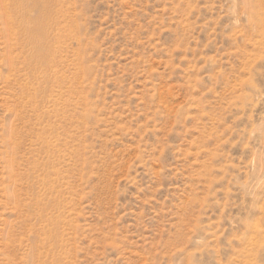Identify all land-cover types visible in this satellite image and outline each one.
<instances>
[{
  "label": "rangeland",
  "instance_id": "rangeland-1",
  "mask_svg": "<svg viewBox=\"0 0 264 264\" xmlns=\"http://www.w3.org/2000/svg\"><path fill=\"white\" fill-rule=\"evenodd\" d=\"M12 1L0 264H264V0Z\"/></svg>",
  "mask_w": 264,
  "mask_h": 264
},
{
  "label": "bare ground",
  "instance_id": "bare-ground-1",
  "mask_svg": "<svg viewBox=\"0 0 264 264\" xmlns=\"http://www.w3.org/2000/svg\"><path fill=\"white\" fill-rule=\"evenodd\" d=\"M6 1H8V0H6ZM10 1H12V0H10ZM0 2H2V0L0 1ZM8 3H10V6H11V4L13 3L14 4V6H15V4L17 5V7H19V5H21L22 4V2H21V4L18 2L17 3V1L15 0V3L12 1V3L11 2H8ZM5 4V3H4ZM7 5V4H6ZM9 5V4H8ZM7 5V6H8ZM32 6L33 7H42L43 6V4H42V2H35L34 3V5H33V3H32ZM5 11V10H4ZM6 12V11H5ZM22 13V12H21ZM21 13H19V15L17 14V17L19 16V18H21V16L20 15H22V17H24L25 15H23V14H21ZM24 13V12H23ZM6 14H7V12H6ZM5 14V16H6V21L7 20H11L10 19V16L7 14L6 15ZM48 14H49V8L47 7H44V9H43V11L42 12H40L39 13V15H38V17H36V18H34V20H32V19H30V21L31 22H29V24H31V27L28 29V31H26V35H27V37H28V39H30V41L31 42H36L37 40H38V38H44L43 36H44V34H45V29H46V24L44 23L45 21H48V20H46L47 18H48ZM4 16V17H5ZM26 17V16H25ZM15 18H16V16H15ZM13 19V18H12ZM22 19V18H21ZM28 19V20H29ZM3 20H4V22H6L5 21V19L3 18ZM13 22V21H12ZM12 22H10V24H8V23H6V24H8V26L9 25H12L13 23ZM12 23V24H11ZM6 24H5V27H6ZM14 24H15V22H14ZM9 30V29H8ZM6 32H8V31H6ZM10 32V31H9ZM12 32V31H11ZM42 39H41V41H38V44L37 45H35L34 46V53L37 55V56H42V54H43V50H42V48H41V46H40V42L42 43V45H44L45 46V41H42ZM44 40H45V38H44Z\"/></svg>",
  "mask_w": 264,
  "mask_h": 264
}]
</instances>
